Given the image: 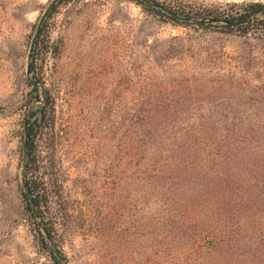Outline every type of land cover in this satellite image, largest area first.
<instances>
[{
  "label": "rangeland",
  "instance_id": "obj_1",
  "mask_svg": "<svg viewBox=\"0 0 264 264\" xmlns=\"http://www.w3.org/2000/svg\"><path fill=\"white\" fill-rule=\"evenodd\" d=\"M49 1L0 0V264H54L34 237L18 179L24 111L40 97L25 77V56ZM157 1L210 9L264 4ZM176 21L134 0H67L49 21L48 47L39 50L31 76L43 84L51 121L37 134L34 154L50 215L58 202L65 209L54 225L58 246L53 243L64 264H155L157 250L164 256L165 232L153 224L155 184L163 180L141 173L123 150L139 93L196 102L183 88L205 68L201 73H211L203 95L211 103L178 108L264 113L255 101L264 95V31L236 37ZM33 110L40 113L39 106ZM43 132L52 135L48 150Z\"/></svg>",
  "mask_w": 264,
  "mask_h": 264
},
{
  "label": "trees",
  "instance_id": "obj_2",
  "mask_svg": "<svg viewBox=\"0 0 264 264\" xmlns=\"http://www.w3.org/2000/svg\"><path fill=\"white\" fill-rule=\"evenodd\" d=\"M65 1L54 4L41 25L30 57L33 75L39 50L48 47L49 21ZM134 1L147 11L179 23L142 1ZM160 4L181 16L201 19L199 26L224 35L250 37L264 31V6L254 9L256 3H226L212 9ZM206 20L223 23L206 24ZM204 69L198 72L196 83L191 81L183 88L188 95L197 96L196 102L185 95L169 100L162 93L145 92L134 99L133 131L130 143H123V150L130 153L137 170L163 180L155 184L159 190L153 224L165 232V253L161 257L156 251L155 264H264V113L226 106L217 110L178 108L187 102L211 103L203 95L209 89L207 77L211 70L201 73ZM187 75L193 76L190 72ZM216 82L233 88L229 81ZM255 101L264 104V95ZM47 104L39 114L33 110L27 121L25 178L35 212L58 246L54 225L65 209L58 202L53 208L55 214L50 215L34 154L37 134L51 121ZM20 195L34 237L49 253L22 190ZM50 258L55 264L51 254Z\"/></svg>",
  "mask_w": 264,
  "mask_h": 264
},
{
  "label": "water",
  "instance_id": "obj_3",
  "mask_svg": "<svg viewBox=\"0 0 264 264\" xmlns=\"http://www.w3.org/2000/svg\"><path fill=\"white\" fill-rule=\"evenodd\" d=\"M60 0H50L47 4V6H45L42 9L41 15L35 25V29H34V33L30 39L29 45H28V50L25 56V77L27 79V81L32 85V87H37L39 88V92H40V97L38 99L33 100L26 108L25 110V114H24V118H23V146H22V159H21V163L19 165V173H18V179H19V183L22 189V192L24 193V195L26 196L28 202H29V207L31 209V213L33 215V221L35 222L40 235L43 238V242H44V246L47 247L48 251L50 252L55 264H64L63 260L61 259L60 255L58 254V252L56 251L54 245H53V241L51 240L49 234L47 233L45 226L43 225V223L41 222L40 218L37 216L36 212H35V207L33 205L30 193H29V189L26 183V178H25V172H26V167H27V143H28V132H27V121L30 117V113L33 111V108L35 106H42L44 104V88H43V84L36 81L32 76H31V71H30V57H31V52L33 50L35 41L39 35V31L41 28V25L49 11V9L56 4L57 2H59ZM142 1L143 3H145L148 6L153 7L154 9L160 10L163 13H165L166 15L176 19V20H180L183 22H187V23H194V24H199L201 23V19H197V18H193V17H186V16H181L175 12H173L172 10L166 8L165 6L161 5L160 3H156L153 2L151 0H139ZM260 6H264V4L262 3H258L256 5V8L260 7ZM206 24H215V23H223L222 20H206L205 21Z\"/></svg>",
  "mask_w": 264,
  "mask_h": 264
},
{
  "label": "flooded vegetation",
  "instance_id": "obj_4",
  "mask_svg": "<svg viewBox=\"0 0 264 264\" xmlns=\"http://www.w3.org/2000/svg\"><path fill=\"white\" fill-rule=\"evenodd\" d=\"M35 88V90L37 91L39 88H37V87H34ZM47 102H48V98L46 97V95H44V104L42 105V106H40L39 108H40V110H39V112L41 113L42 112V110L45 108V105L47 104ZM24 114H25V111H24ZM23 118H24V115H23ZM41 125H42V122L40 121L39 122ZM28 124V123H27ZM22 128H23V121H22ZM45 127H43V129H44ZM27 132H28V129H27ZM41 140H43V142L42 143H44L45 145L44 146H46L47 145V147H44V148H46V150H48V146H52V143H53V141H52V135L50 136H48V134L47 133H45V132H43L42 134H41ZM22 146H23V129H22ZM21 151H22V149H21Z\"/></svg>",
  "mask_w": 264,
  "mask_h": 264
}]
</instances>
